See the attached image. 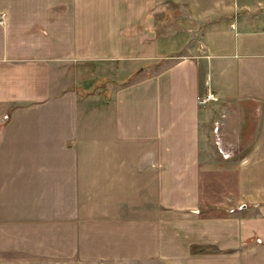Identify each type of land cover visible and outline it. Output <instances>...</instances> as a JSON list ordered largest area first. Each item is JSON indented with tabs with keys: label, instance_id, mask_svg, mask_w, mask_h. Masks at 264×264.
Returning <instances> with one entry per match:
<instances>
[{
	"label": "crops",
	"instance_id": "crops-1",
	"mask_svg": "<svg viewBox=\"0 0 264 264\" xmlns=\"http://www.w3.org/2000/svg\"><path fill=\"white\" fill-rule=\"evenodd\" d=\"M0 264H264V0H0Z\"/></svg>",
	"mask_w": 264,
	"mask_h": 264
},
{
	"label": "built area",
	"instance_id": "built-area-1",
	"mask_svg": "<svg viewBox=\"0 0 264 264\" xmlns=\"http://www.w3.org/2000/svg\"><path fill=\"white\" fill-rule=\"evenodd\" d=\"M219 100L218 96L213 94L212 92H208L206 95L199 98V104L201 106H205L212 102H217ZM219 150L225 157H231V153H228L227 151L223 150L221 147V144L218 142Z\"/></svg>",
	"mask_w": 264,
	"mask_h": 264
},
{
	"label": "rangeland",
	"instance_id": "rangeland-1",
	"mask_svg": "<svg viewBox=\"0 0 264 264\" xmlns=\"http://www.w3.org/2000/svg\"><path fill=\"white\" fill-rule=\"evenodd\" d=\"M170 12H171V14L173 15V18H170ZM168 13H169V14H167V16H168L167 19L171 20L170 22L175 21L177 15H180V14H181V12H180V13H177V10L175 9V7H174L173 5H169V6H168ZM158 14H159V13H158ZM158 14H157V15H158ZM160 16H161V15L159 14V17H160ZM158 21H159V20H158ZM159 23H160V21H159ZM159 27H163V26L159 24ZM105 73H106V72H105ZM91 75L94 76L93 74H91Z\"/></svg>",
	"mask_w": 264,
	"mask_h": 264
}]
</instances>
